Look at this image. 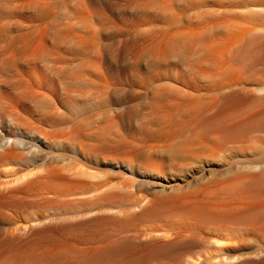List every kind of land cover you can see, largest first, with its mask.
<instances>
[{
    "label": "bare ground",
    "instance_id": "bare-ground-1",
    "mask_svg": "<svg viewBox=\"0 0 264 264\" xmlns=\"http://www.w3.org/2000/svg\"><path fill=\"white\" fill-rule=\"evenodd\" d=\"M179 1L183 3L188 0H164L158 2L159 4H154L155 0H17L16 9L22 18L34 19L38 25L30 34L20 37L23 53L19 55L17 65L26 70L31 67L33 77L32 80L27 78V87L23 85L20 89L19 85L17 97L19 96V107L22 111L27 108L31 111L39 110V118L33 121L27 116L24 117L21 110L8 113L0 98L2 118L11 124L13 120L15 122L12 124H15V128L11 127L8 134L0 135V161L14 157L17 162L15 168L0 169V225L10 224V217L7 216L9 212L6 214V210L28 205L30 202H37L43 209L64 211L68 207L78 206L82 210L73 215L55 213L42 216L38 220H30L32 224L13 222L10 228L0 229V264H55L64 259L66 261L69 257H75L78 264H162L192 253L198 245H206L207 248L192 253L193 261H188L189 264L264 263V250L256 249L253 256L246 255L235 247H225V243L221 241V233L208 235L200 227L203 217L232 213L235 221L250 224L248 229L252 236L254 234L263 240L264 201L259 196L252 197V201L249 198L251 202L249 199L246 202V198L239 202L238 196L233 203H221L220 200L213 204L209 199L199 202V198L207 195L208 186L212 183L206 181L187 191H177L182 180L174 175L176 171L168 179L163 178V181L169 182L164 185L172 183L173 186L169 187L171 191L150 189L147 193L142 190V183L132 184L125 181L126 183L115 185L108 181L102 182L98 175L83 169L84 166L81 168L68 162L71 156L54 155L56 152L73 153L76 150L74 145H78L80 155L93 147L110 148L116 135L112 128L114 120L110 117L111 112L106 113V119L109 118L107 120L111 123L109 129H106L108 131H104L110 139L99 144L90 142L91 138L83 134L82 126H77L70 132L63 127L62 122L57 121L63 114V99L71 81L91 85L113 105L120 100L136 99L139 91L155 84L144 102L147 110L145 113L149 117L140 118L141 113H135L130 107L119 111L120 118L129 121L134 117L138 120L137 127L133 129L135 134L143 135L153 127L161 139L176 136L178 140L183 137L182 142L185 145H193L191 148L201 151L202 154L211 152L214 147L219 149L224 142L233 138L239 139L258 129L263 130L264 107H257L261 98H247L242 94L243 88L239 84L224 81V76L229 74L223 63V58L228 54L225 48L219 49L214 44L218 49L211 50L213 46L208 48L207 45H200L201 43L200 46L196 45L204 39L206 28L198 29L197 33H192L191 30L188 33H192L191 38L187 34H173L169 29L162 28L148 35L141 33V27L150 22V14L167 17L172 12L171 5ZM60 3L65 5L67 15L62 24L52 21L53 11ZM172 17L169 23L172 26L179 25L174 16ZM124 24L130 27L129 30L133 28V32L123 29L120 35L111 36L117 25L125 26ZM250 44L247 43V47ZM241 60L244 58L239 57V61ZM7 62L0 67L7 70L14 64ZM71 63L74 66L73 74L70 72ZM159 69L164 73L159 72ZM230 70L229 68V72ZM219 79L220 83L217 82ZM198 82L210 85H207V95L204 92L200 94L202 96L194 93V84ZM258 91L264 92V88ZM190 93L195 96H190ZM156 113L159 114L158 117L148 119L152 117L150 114ZM174 114L180 118L175 120L172 118ZM20 119L22 122L18 124L17 120ZM124 128L127 129L126 126ZM71 133L76 140L71 137ZM59 138L62 140H58ZM44 146L51 152L46 156H42ZM151 164L143 163L136 174L143 179L149 177L148 173L157 174L160 168ZM115 166L133 172L129 166ZM249 170L257 171L249 175L243 173L242 177L232 176L234 181H227L236 183L235 187L231 185L234 189L236 185L264 186V165ZM170 172L174 170L170 169ZM190 173L193 176L194 169ZM84 185L91 187L82 193L80 190H83ZM219 185L217 183L215 186ZM217 187L216 191L219 190ZM134 191L138 198L133 197ZM210 191L214 192L211 189ZM125 192L127 197L130 194L132 196L129 197L130 202L124 205L128 199L125 198ZM226 198L228 197L225 196V201L228 200ZM254 198L261 202H253L256 200ZM177 204L181 205L186 214L184 221L179 224H175L177 221L174 222L172 215L165 214L163 210L164 206ZM231 217L228 218L232 219ZM144 221H161L162 228L156 226L144 234L134 233L137 223ZM68 238L98 241L99 244L86 249L66 242L49 246L51 241H65Z\"/></svg>",
    "mask_w": 264,
    "mask_h": 264
},
{
    "label": "rangeland",
    "instance_id": "rangeland-1",
    "mask_svg": "<svg viewBox=\"0 0 264 264\" xmlns=\"http://www.w3.org/2000/svg\"><path fill=\"white\" fill-rule=\"evenodd\" d=\"M163 1L164 0H158V1L155 0L154 4H157L158 2L161 3ZM16 6H17V0H0V44H1L0 65L2 66L3 63H8L7 61H10L9 63L14 62V64L12 63V65L9 68H7V70L6 68L0 67V81H1L0 83L1 84L4 83L3 85L0 84V98H2L4 102V107L6 108L8 113H14L15 111L20 112L21 110V112H23L22 114H24V117L27 116L31 120L35 121L36 119L39 118V110L31 111V109L27 108L26 110L22 111V109L19 107L20 106V103L18 101L19 96L17 97V93L23 87V85L26 86L30 78H31L30 80H32L33 71L31 70L32 69L31 67H28V70H26L23 69L22 67H19L17 64H19V60H20L19 55L23 53L21 50L22 48H21L20 37L30 34L33 30L38 28V25L34 19L30 18L26 20L25 18H22V15L19 14L16 9ZM64 7L65 5H63L62 3L56 6L55 11H53L52 21L61 24L64 23V19L67 16ZM171 10L172 12L171 13L169 12L167 17H162L160 15H154L149 13L150 22L141 27L140 29L141 33L148 35L152 31L154 32L155 30H161L162 28V29H169V31H171V33L173 34L176 33H182L184 35L187 34L189 35L187 37L191 38L192 33H197L199 32V30L206 28L207 31L204 39L197 42L196 45L197 46L207 45L208 48H211L213 46L211 50H215L218 48L220 49V47L223 49L224 47L225 48L224 50H226V54L227 53L229 54L226 55L227 59L226 56L225 58H223L224 69L228 70L227 73H229L226 74L228 78L224 76V81L227 82L230 81L239 84L240 87L243 88V89L241 88L243 90L242 94L247 98H253V97L255 98L256 96L257 97L259 96L258 98H261V100H259L257 107L258 106L264 107V92L258 91V89L264 88V0H188V1H183V3L181 1H179L176 4L173 3L171 5ZM172 16H174L175 22L177 21L179 25L172 26L171 23H169L173 18ZM124 25L125 26L117 25V28L114 29L115 31L111 33L112 34L111 36H118L120 35V31H124L123 29H125L126 31L130 29L128 25L126 24ZM120 28H122V30ZM131 31L133 32V28L129 30V32ZM190 32L192 33L188 34ZM249 42L251 44L250 46L247 47V43ZM199 43L201 44L199 45ZM214 44L215 45L217 44L216 46L218 48L214 46ZM245 46L247 47L246 49ZM239 57L242 59L244 58V60L239 61ZM217 61H219V57ZM229 68L231 69L230 70L231 72H229ZM72 69L74 70L73 63L70 64L71 74L74 73ZM138 71L142 73L140 69H138ZM160 71L161 73H164L163 70L159 69V72ZM17 79L19 82L17 81ZM73 82L74 81H71L70 85L69 84L67 85V92H66L67 96L66 95L64 96L65 98L63 99V106H62L63 114L57 119V121L60 123L62 122L63 127H66L68 130H70V132L74 131L75 127L82 126L84 132L83 134L86 135L87 138L89 139L91 138L90 142L92 144H99L103 140L107 141L110 139V137L108 138L107 133H105L104 131L106 132L108 131L106 129L111 123V122L109 123V121L107 120L109 118L106 119V113L111 112V116L110 115L109 116L114 120V122L112 123L113 124L112 128L113 130H115L114 132H116V135L114 137L115 139L113 138L114 140L111 142L109 146L110 148L99 147L100 148L99 149L93 147L91 150L80 155L77 150L78 145H76V147L74 145V148L76 150H74L73 153L63 154V153L54 152L55 156L58 157L59 156L58 154L71 156V158H69L70 160L69 159L67 160L68 162H70L73 166H78V167L81 166V168H83L84 166L83 169H86L89 172L98 175L101 178L100 181L102 182L108 181L115 185L122 182L123 183L127 182L132 184L142 183L143 185L142 190L143 191L145 190L147 193L150 192V189L164 190L168 192L171 191L172 189L169 187L173 186L172 183L164 185L167 181H163V178L168 179V177H171V173H175L176 171L174 175L178 176L182 180L179 182L180 188H178L177 191H187L192 187H195L198 184H201L206 181H210V183H212L210 186H208L209 190L207 191V195H204V197L199 198L200 199V200L198 199L199 202L206 201L207 199H209L208 200L209 202L211 200L212 203L214 202L215 204H217V202L219 203L220 200L221 203H226V202L233 203L236 202L238 198L239 200L237 201L239 202L242 201L240 199L243 198L244 199L246 198V202H248L252 197L255 196L256 198L259 196L258 198L262 199L261 200L262 202L264 201L263 199L264 186H262L263 184L261 186L244 185L243 187H239L238 185H236V188L234 189L236 183L234 184L232 182L231 184L228 182L229 179L234 181V179H232L233 178L232 176L242 177L244 174L245 175L246 174L249 175L250 173L253 174L257 170L256 171L254 170L252 172L249 170L250 168L264 165V128L263 130L261 128L252 132L253 134L249 133V135H245V136L243 135L239 139L236 137L237 140H235L236 138H233V140L231 139L226 143L224 142L219 149H216V147H214V150H211V152L202 154L201 151L191 148V146L193 145L191 146L185 145L182 142L184 140L183 137L181 138L179 137L178 140H177L178 137L176 136H172L166 139H161L160 137L157 136V133L155 132V128L153 127H151V129L148 130L149 131L148 133L146 131V133H144L143 135L135 134L133 132V129L137 127L138 120H136V118L134 117H132L131 120L129 121L120 118L119 111L122 110L124 111L125 109L130 107L133 109L135 113L138 111L141 113L139 116L140 118H145V116H148V113L147 112L145 113V111L147 110H145L144 102L148 97L147 94L151 91L152 86H154L155 84L149 85L146 90L139 91L138 95L135 97L136 99L131 100L133 103L130 100L128 101L124 99L118 101L117 103H115V105H113L112 102H110V100L107 99L105 100L104 97L105 95L100 93L98 94L97 93L98 91L96 92V90L93 87H91V85L87 83H77V82L73 83ZM217 82L220 83L221 79L217 80ZM17 83L19 84L17 85ZM19 85H20V89H19ZM207 85H208L207 83L204 84L201 82H198L197 84L195 83L194 86L196 87L194 88L196 89H194L195 90L194 93H196V95H200L204 92L207 95L208 94L207 88L208 86H210ZM193 95L195 96V94L190 93V96ZM101 97L104 99L102 100ZM103 105L106 106L104 107ZM77 110L78 112H76ZM158 115L159 114L157 113L150 114V117L151 116L152 117L148 119L152 120L158 117ZM172 118L177 120L180 117L179 115L174 114L172 115ZM13 122L14 120L12 121V124ZM17 122L19 124V122L22 121L20 119L19 121L17 120ZM12 124L4 121L0 112V135L8 134V131L11 127L15 128L14 127L15 124L14 126ZM31 126L33 125L31 124ZM125 126L127 129L124 128ZM71 137L75 139V135L72 134ZM58 140H62V139L59 138ZM55 146H58V144H56ZM47 153H51V152L50 150L48 151V148L44 146V149L42 150V156H46ZM11 158L6 161H0L1 170H4V168L5 170H8L10 168L16 167L17 162H15L14 157L12 158V160ZM143 163L144 164L152 163L154 166L160 168L159 172L157 174L148 173L147 175H149V177L147 176L146 178L143 179L142 177L139 176L138 173L136 174V172L140 170L138 167ZM115 165L117 166L122 165L125 167L129 166L131 170L133 169L134 173L133 172L132 173L134 175L130 171H128V169L117 168ZM191 168L194 169V173L192 174L193 176H191L190 173V170H192ZM170 169H173L174 172H170ZM186 170L188 173L185 172ZM239 173H241L242 175ZM132 180L134 181L137 180V181L133 183L131 182ZM217 183L218 185L220 184L218 187L215 186ZM162 184L166 187L162 186ZM231 185H234V187ZM237 186L239 188H237ZM90 187H91L90 185H86V187L84 185L83 190L80 191L81 192L87 191L89 190ZM216 187L219 188V190L216 191ZM210 189L214 192L211 193ZM113 192H116L117 194L122 193V192L118 193V191H113ZM208 192L210 195H213V197H210ZM225 192L228 193L226 194ZM246 193L248 194V196ZM124 194H126L125 195L126 197L125 196L124 197L128 198L126 199L127 201L124 202L125 205V203L128 204V201L130 200L129 197L132 195L130 194L129 197H127L128 194L126 192ZM225 196L228 197L226 198L228 199L226 201H225ZM234 196H236V199L234 198ZM133 197L138 198L139 196H137V194L135 193ZM260 199H258L259 202H261ZM258 200L257 199L253 200V202ZM37 204H38L37 202L34 203L30 202L28 205L26 204L12 210L9 209L6 210V212L7 211L9 212V214L8 212L5 213L8 214L7 216L10 217V220L12 222L10 221L9 225L8 224L0 225V229L4 230L6 228L7 229L10 228L13 222L14 224H20L26 222L32 224L30 220H35V219L38 220L39 218L47 217L51 214L55 215V213L56 214L66 213L65 215H73L74 213H78L82 210L78 208V206L68 207V209H65L64 211L51 210L47 208L43 209L42 206L39 207L40 204H38L39 206ZM163 210L165 214L168 215L170 214V216L172 215V217L174 218V222L177 221L175 222V224L182 223V221H184L186 217V214H184L185 212L182 210L180 204L172 205V206H164ZM222 214L223 215L216 214L219 218L221 217L220 219L216 215L215 217L214 216L203 217L200 222V227L202 232L208 235H213L214 233L216 234L217 232L221 233L223 235L221 241L225 243V247L226 246L228 248L235 247L236 249L241 250L240 251L241 253H245L246 255H250V254L252 255L256 251V249H259L261 251L264 250V239L263 240L259 239L254 234L253 236L252 234H250L251 231L250 229H248V226L250 224L246 225V222L240 220L235 221L236 219L232 216V213L229 214L222 213ZM229 216L230 217L232 216L231 218L234 219V221L228 218ZM232 223H234V225ZM162 224L163 223H161V221H159V223L157 221H149V222L144 221L141 223H137L138 226H136V230L134 229L133 232L136 234L137 233L144 234L149 232L156 226H158V228H162V226H160ZM60 241L61 240L59 239L51 241L50 242L51 244L49 243V246H57L62 242L63 243L66 242L72 246L76 245L78 247L86 249L95 246V244L96 245L99 244L98 241L97 242L77 241L72 238L65 239V241H61V242ZM206 248H207L206 245H198V248H195L192 251V253L194 254L199 251H204L206 250ZM192 253L190 254L186 253L184 256L180 258L169 260L168 263L166 261L163 262L162 264H189L191 260L193 261V259L191 258V256L193 257ZM73 258L74 259L72 258L70 259L69 257L68 260L65 261L64 259L61 261H57L55 262V264H78L75 262L76 258L75 257ZM152 264H156V263H152Z\"/></svg>",
    "mask_w": 264,
    "mask_h": 264
}]
</instances>
